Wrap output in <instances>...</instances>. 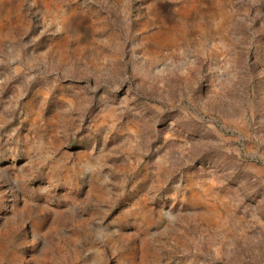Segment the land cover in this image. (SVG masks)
<instances>
[{
	"label": "rangeland",
	"instance_id": "1",
	"mask_svg": "<svg viewBox=\"0 0 264 264\" xmlns=\"http://www.w3.org/2000/svg\"><path fill=\"white\" fill-rule=\"evenodd\" d=\"M0 264H264V0H0Z\"/></svg>",
	"mask_w": 264,
	"mask_h": 264
},
{
	"label": "crops",
	"instance_id": "2",
	"mask_svg": "<svg viewBox=\"0 0 264 264\" xmlns=\"http://www.w3.org/2000/svg\"><path fill=\"white\" fill-rule=\"evenodd\" d=\"M11 4H9V7H10Z\"/></svg>",
	"mask_w": 264,
	"mask_h": 264
}]
</instances>
